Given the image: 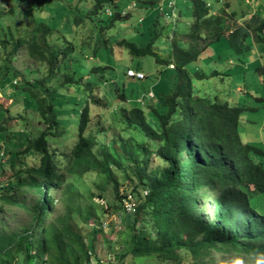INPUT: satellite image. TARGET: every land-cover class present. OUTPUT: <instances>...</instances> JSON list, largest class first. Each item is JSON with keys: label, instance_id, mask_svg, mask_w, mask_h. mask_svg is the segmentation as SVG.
Masks as SVG:
<instances>
[{"label": "trees", "instance_id": "obj_1", "mask_svg": "<svg viewBox=\"0 0 264 264\" xmlns=\"http://www.w3.org/2000/svg\"><path fill=\"white\" fill-rule=\"evenodd\" d=\"M171 1L161 6L157 0H77L74 9L82 8L85 12L75 17L74 29L77 32L87 24L86 19L103 22L100 19L103 15L107 21L102 30H109L117 22L130 20L133 9L128 7L133 3L134 9L147 12L157 5L164 15L165 4ZM189 2L194 9V21L186 24V31L178 25L181 21L177 28L171 25L172 39L170 29L157 18L144 26L146 16L151 15L147 13L139 16V24L134 21L132 39L123 38L117 43L127 59L123 67L130 80L141 82L148 78L140 63L144 58H153L165 70L174 71L165 80L157 76L151 89L143 94L134 90L129 94L125 85L114 88L112 118L121 117L126 129L146 138L130 145L138 148L131 155L134 165L113 159L114 155L90 132V103L91 100L98 103L91 84L84 87V106L78 108L79 100H72L73 95L82 92V77L67 64L76 52L73 42L78 33L72 40L66 39V45L52 43L50 38L56 29L38 19L32 7H28L22 14L33 24L28 33L20 35L17 27L14 34L10 28V38L1 37L0 48H4L1 60L12 63L19 51L26 49L31 60L46 67V75L30 81L12 66L7 67V71L19 75L13 86L14 94L27 101L22 112L37 114L44 128L31 130L28 119L21 115V129L15 127L11 134L19 135V140L13 144L0 142V171L5 172L2 158L5 153L13 163L7 186L0 184V216L16 208L27 218L16 229L0 219V264H100L97 242L104 231L97 216L98 204L87 209L76 204L74 198L79 191L75 190L80 185L70 182L95 173L96 178L105 175L112 187L123 210L122 223L127 232L126 251L111 262L126 264V258L130 257L134 262L154 259L158 264H218L219 255L224 261L228 257L264 260V201L257 199L264 194V167L253 160V155L263 156L264 151L241 141L239 122L247 107L200 97L193 78L208 76L200 72L193 75L189 69L212 42L225 36L226 12L213 15L205 0ZM174 8L175 5L170 9ZM256 19L257 16L249 21L250 29L258 41H264L260 36L264 20L258 23ZM165 30L169 47L163 57V50L156 43L164 37ZM109 69L113 68L104 65L93 73L100 78ZM130 70L143 73L144 77L130 76ZM28 73L33 75V71ZM150 93L154 97L148 98ZM128 102L134 103L130 109L125 105ZM14 106L15 103L6 110L0 107L9 113L0 123V133L12 129L8 127L10 120H17L10 116L19 114V108ZM74 116L75 134L70 130ZM4 143L8 144L6 148ZM97 145L101 146L100 151ZM115 169L128 177L130 192L120 191ZM85 188L93 195L91 185ZM59 198L67 211L56 218ZM99 198L105 200L102 194ZM128 203L133 205L130 212L126 208ZM112 204H105V214L114 208ZM77 218L88 228L86 233Z\"/></svg>", "mask_w": 264, "mask_h": 264}, {"label": "rangeland", "instance_id": "obj_2", "mask_svg": "<svg viewBox=\"0 0 264 264\" xmlns=\"http://www.w3.org/2000/svg\"><path fill=\"white\" fill-rule=\"evenodd\" d=\"M76 1L77 0H0V39L2 37L3 40L5 35L10 38V28H12L11 31L14 34L17 33V27L20 35H26L28 33L33 24L30 20L24 19L22 15L24 12L23 10H26L28 7H32L38 19L56 29L55 34L50 38L52 43L55 42V44L66 45L65 40H72V36L78 33L73 42L74 45L77 46L76 52L73 54V57L68 60L67 64L69 69L72 68L79 73L78 76L82 77V92L79 96L73 95L74 98L72 100L73 102L79 100V102H77L79 104L78 108L84 106V87L89 83L91 84L95 91L93 97L98 103H94V100H91L90 103V110L92 112L90 132L95 135L97 142H99L105 150H108L114 155L113 159L128 165H134V157L131 155L134 151L138 152V148H131L130 145H136L144 139L146 141V138H144L142 134L135 133L132 129H126L127 125L122 123L121 117L116 116L115 119L112 118L113 112L111 110L115 106L114 88L116 86L123 87L125 85L127 93L130 94L132 90H134L135 93L143 94L151 89L157 76L161 78V80H165L171 76L174 71L165 70L161 65L157 64L153 58H144L141 59L140 63L142 68L146 71L148 78L141 82L130 80L124 74L123 65L124 62L127 63V59H124V53L122 54L121 52L122 48H119L117 43L123 38L131 40V34L134 31L132 29L134 27V21L139 24V16L147 13L151 15L146 16L145 27L149 26L151 20L157 18L162 26L167 27V30L170 29L171 25L177 28L178 22L181 21L178 25H180L182 30L186 31V24H192L194 21L193 6H191V2H189L190 0H173L175 2V8L170 9L166 3L164 15H161V11L158 9L157 5L150 8L148 12L142 8H136L131 11L132 17L130 20L117 22L113 28L105 31L102 30V26L105 25L107 19L102 15L100 19H102L103 22L92 23L91 20L86 19L87 24H84L75 32L74 19L80 13L84 14L85 12L82 8L79 10L74 9L76 7ZM157 1L162 6L167 0ZM205 1L211 7L213 15L221 13L227 2L233 4V8L231 7L232 12H235L237 9L246 11L252 6L247 5L246 0ZM179 12H181L180 18L178 17ZM174 13L175 16L171 18ZM225 16L228 21V28L236 29L242 24L244 26L246 25L245 20L240 21V23H242L240 25V23H237L233 17H231V14L229 15L227 12ZM168 21H170V23H168ZM167 30L164 31V37L157 40L156 43V47L163 50L161 51L163 57L167 56L169 47ZM169 32V37L172 39L174 36L173 30L170 29ZM248 32L250 33L249 30ZM237 38L238 36H223L221 40L212 42L209 47L203 51L200 60L193 62L189 66V69L193 75L195 72H200L209 77L208 79H199L196 76L193 78L195 91L196 88H198V95L200 97H208L211 100L217 98L220 102L227 101L231 105L236 104L247 107V110L241 115L239 122V135L241 141L264 151V41H257L258 37L254 34V31L253 35L250 33V36L246 38L241 36L238 41L236 40ZM1 51H4V48H0V52ZM104 65H108L113 69L107 70L105 74L97 78L96 76L98 74L95 76L93 70ZM136 65L137 63H134V66ZM11 66L30 81L34 78L44 77L46 75V67L31 60L26 49L19 51L16 59L12 60V63L1 60L0 58V107L2 106V108L6 110L12 108L13 103H15L14 108H19L18 115H16V113L10 115L16 117L17 120L15 119L16 121L13 120L12 122L10 120L8 127H12V129L0 133V142L8 141L13 144L19 140V135L15 134L11 136V134H13V128L19 126L21 129L20 125L23 122L20 118L21 115L28 119L31 130L35 132L37 127L44 128V125H40L37 120L38 115L32 111H28L26 115L22 112L27 101H25L20 94H14L15 89L13 83L14 80L19 79V75L14 73L12 71L13 69H11L12 72L7 71V67L11 68ZM40 70L41 72H38ZM29 71H33V75H29ZM160 71H162V73H160ZM215 71H218L220 75L214 76ZM238 88H241L242 91H238ZM10 94H14V97L10 96ZM28 103L30 104L31 102L28 101ZM132 104L134 105V103L128 102L125 105L130 109L132 108ZM120 107L121 106H118L119 109ZM5 110L0 109V123L9 116V113ZM72 120L70 130L71 133L75 134V116ZM18 122L20 124H18ZM8 136H11L10 139L5 140ZM62 144H64V142ZM123 145L126 147H121ZM7 146L8 144L4 143V147L6 148ZM101 146L97 145V151L101 150ZM64 150L65 149H63V151ZM3 152H5V150ZM2 158L5 172L0 171V184H4L3 186L6 187L12 176L10 168L13 163L11 162L10 155L7 156V153H5ZM253 160L264 167V155H253ZM16 167H19L18 164ZM114 172L120 183V191L130 192L131 186L129 185L128 177H126L124 172H120L117 169H115ZM95 174L71 179L70 182L73 181L76 185H80L79 190H75L79 192L76 193L78 195H76L74 199L76 200L75 203L80 205L83 209L92 208V205L98 204L97 216L101 220L104 234L98 237L97 257L101 261L100 264H117L116 262H111V259L113 257L118 258L126 251L128 246L127 232L122 223L123 210L120 209L121 205L115 199L112 187L109 186V182L105 175L100 174L96 178ZM89 185H91L93 195L85 188ZM0 188H2V186H0ZM103 189L106 190L103 191ZM140 191L143 195H146V191L143 188H141ZM101 194L105 196V202L99 198ZM59 199L54 216L56 218L67 211L66 206L62 204V199ZM257 199L263 202L264 194L259 195ZM111 202L114 208L105 214L103 208L107 207L105 204L107 205ZM103 203L104 205H102ZM0 219L6 222V226L16 229L21 227L23 224L22 222L26 221L27 218L23 212L14 208L10 212L8 211V213L1 215ZM77 219L86 233L88 228L83 224L81 219ZM90 226L93 227L94 223ZM150 261L151 262H134L130 257H127L125 263L158 264L154 259ZM234 262L236 264H264L262 258L253 260L246 257H237L232 260V258L228 257L227 260L224 261L222 255L217 256L218 264H233Z\"/></svg>", "mask_w": 264, "mask_h": 264}, {"label": "crops", "instance_id": "obj_3", "mask_svg": "<svg viewBox=\"0 0 264 264\" xmlns=\"http://www.w3.org/2000/svg\"><path fill=\"white\" fill-rule=\"evenodd\" d=\"M252 1V6L247 4V0H246V4L251 6V8H249L246 11H241L240 9L235 10V12H232V8H233V4L230 2H227V4L229 3V6H227V4H225V8L223 9L225 12L229 13V14H235L233 17V19L237 22L240 23V21L245 20L246 25L244 26L242 23H240V27H237L236 29H231L230 27L228 28V31L226 32L225 36L229 37V35H231L233 32L237 31L235 33V36H238V38L236 39L237 41L240 39L241 36H245V38L247 36H250V33L253 32L250 29V22L249 21H253V19L257 16V21L258 23H260L262 20H264V0H251ZM232 7V8H231ZM250 10V12H249ZM244 13L243 15L241 13ZM218 14V13H216ZM256 21V22H257ZM248 22V23H247ZM250 31V33L248 32V30ZM255 34V33H254ZM263 39H264V32L261 33L260 35ZM258 41V40H257ZM217 73H219L218 71H215ZM206 75V74H204ZM214 76H216L214 74ZM219 76V75H218ZM209 77L205 78L208 79ZM195 87V86H194ZM238 91H242L241 88L237 89ZM196 91H198V88H196ZM262 100V99H261Z\"/></svg>", "mask_w": 264, "mask_h": 264}, {"label": "built area", "instance_id": "obj_4", "mask_svg": "<svg viewBox=\"0 0 264 264\" xmlns=\"http://www.w3.org/2000/svg\"><path fill=\"white\" fill-rule=\"evenodd\" d=\"M247 3L248 4H251V1L250 0H247ZM174 5H175V3L173 2V1H171V2H169V7L170 8H172V7H174ZM129 8H135V3H133ZM129 75L130 76H137L138 78H143L144 77V74L143 73H136L135 71H133V70H130L129 71ZM152 95V94H151ZM133 207V205L132 204H130V203H128L127 205H126V208H127V210L130 212V211H132V208Z\"/></svg>", "mask_w": 264, "mask_h": 264}, {"label": "clouds", "instance_id": "obj_5", "mask_svg": "<svg viewBox=\"0 0 264 264\" xmlns=\"http://www.w3.org/2000/svg\"><path fill=\"white\" fill-rule=\"evenodd\" d=\"M251 1V0H250ZM248 4V3H247ZM249 5H252V2H251V4H249ZM130 9H134V8H130ZM171 68H173V66H171ZM152 94V95H151ZM149 97L148 98H150V97H154V94L153 93H150L149 95H148ZM139 101L140 102H144L142 99H139Z\"/></svg>", "mask_w": 264, "mask_h": 264}]
</instances>
